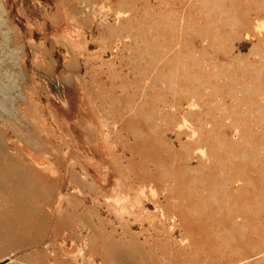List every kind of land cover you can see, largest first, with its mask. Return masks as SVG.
<instances>
[{
	"label": "rangeland",
	"instance_id": "rangeland-1",
	"mask_svg": "<svg viewBox=\"0 0 264 264\" xmlns=\"http://www.w3.org/2000/svg\"><path fill=\"white\" fill-rule=\"evenodd\" d=\"M0 264H264V0H0Z\"/></svg>",
	"mask_w": 264,
	"mask_h": 264
}]
</instances>
